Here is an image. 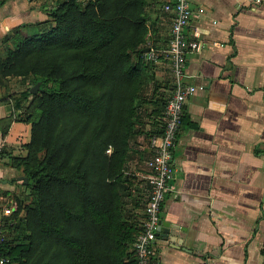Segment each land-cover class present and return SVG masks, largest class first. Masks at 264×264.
Segmentation results:
<instances>
[{"label":"trees","instance_id":"16d2710c","mask_svg":"<svg viewBox=\"0 0 264 264\" xmlns=\"http://www.w3.org/2000/svg\"><path fill=\"white\" fill-rule=\"evenodd\" d=\"M146 11L147 0H55L3 49L0 84L19 78L12 104L30 123L26 153L13 158L28 193L6 219L7 264H135L127 163L142 153L139 136L161 132L166 104L146 112Z\"/></svg>","mask_w":264,"mask_h":264},{"label":"crops","instance_id":"0c3cea01","mask_svg":"<svg viewBox=\"0 0 264 264\" xmlns=\"http://www.w3.org/2000/svg\"><path fill=\"white\" fill-rule=\"evenodd\" d=\"M170 1L147 0L143 53L167 46L172 13L163 6ZM37 4L0 0L1 56L13 45L11 35L35 31L45 19ZM189 5L186 40L200 45L188 48L185 80L198 88L184 105L174 151L176 175L160 213L170 235L181 242L172 244L165 232L158 234L151 262L264 264V0H190ZM142 58L151 97L148 113L157 98L167 102L173 75L164 55L156 62ZM23 87L17 77L0 84V194L15 210L17 197L28 193L13 163L25 155L30 138V123L17 117L11 98ZM148 118L155 122V115ZM151 137L137 138L142 153L132 155L126 171L136 177L126 208L140 227L151 189Z\"/></svg>","mask_w":264,"mask_h":264},{"label":"built area","instance_id":"2783aa9c","mask_svg":"<svg viewBox=\"0 0 264 264\" xmlns=\"http://www.w3.org/2000/svg\"><path fill=\"white\" fill-rule=\"evenodd\" d=\"M189 2L190 0H172L164 4V10L172 13L168 44L165 48H149L143 54L147 61L156 62L162 55L169 60L173 88L164 107V124L161 133L153 135L150 139L153 153L147 160V166L151 170V189L143 208L142 225L133 243L135 264H152V244L157 237V229L161 221L160 213L166 193L176 175L174 151L184 105L188 97L198 88L185 80L188 48L197 49L200 45L196 41L186 40L185 28L192 14ZM107 151L109 152L110 148ZM3 200L4 197L0 194V264H7L9 257L4 253L1 245L8 236L5 230L6 219L13 214L15 206L4 203Z\"/></svg>","mask_w":264,"mask_h":264},{"label":"water","instance_id":"95a60500","mask_svg":"<svg viewBox=\"0 0 264 264\" xmlns=\"http://www.w3.org/2000/svg\"><path fill=\"white\" fill-rule=\"evenodd\" d=\"M40 88V81H37L35 84H33L31 87H30V92L31 93H35L38 91V89ZM19 180H23L24 183H27L28 182V178L24 175H19L17 177ZM165 226V228H163ZM170 227L169 225H167L166 223H163L162 221H160L159 223V226H158V229H157V235L158 234H162L163 232H165L169 238V240L172 242V244H180L181 240L174 236V235H170ZM175 228V227H174Z\"/></svg>","mask_w":264,"mask_h":264},{"label":"rangeland","instance_id":"374dc122","mask_svg":"<svg viewBox=\"0 0 264 264\" xmlns=\"http://www.w3.org/2000/svg\"><path fill=\"white\" fill-rule=\"evenodd\" d=\"M34 2H38L37 5L42 8L43 12H45V9H47V7H49L48 5H51V1L50 0H34ZM43 4H48V5H46V7H44ZM44 14H45V17H44L45 19L44 20L48 19V16H47L46 12ZM43 21H41V22H43ZM20 195H21V197L24 196V194H22V193Z\"/></svg>","mask_w":264,"mask_h":264}]
</instances>
